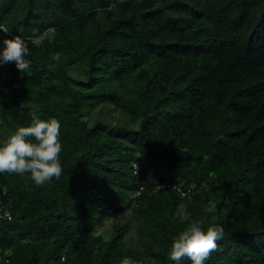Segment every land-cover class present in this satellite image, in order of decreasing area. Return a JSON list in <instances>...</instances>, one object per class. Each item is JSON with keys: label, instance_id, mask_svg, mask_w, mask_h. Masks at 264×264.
Listing matches in <instances>:
<instances>
[{"label": "trees", "instance_id": "trees-1", "mask_svg": "<svg viewBox=\"0 0 264 264\" xmlns=\"http://www.w3.org/2000/svg\"><path fill=\"white\" fill-rule=\"evenodd\" d=\"M0 27L32 61L0 65V141L36 114L63 145L59 178L0 174V264H173L185 210L224 227L205 264H264V0H0Z\"/></svg>", "mask_w": 264, "mask_h": 264}, {"label": "clouds", "instance_id": "clouds-1", "mask_svg": "<svg viewBox=\"0 0 264 264\" xmlns=\"http://www.w3.org/2000/svg\"><path fill=\"white\" fill-rule=\"evenodd\" d=\"M0 32L7 29L0 27ZM29 42L21 35L4 36L0 39V65L14 62L18 71L26 73L32 61ZM60 53L51 57L60 60ZM61 122L56 117L41 119L33 114L27 126H18L6 139L0 141V174L10 173L24 176L29 174L36 185H42L62 174L60 154L63 145L60 139ZM205 211L215 213L216 204L208 201ZM179 219L186 226L172 237L167 259L173 264H205L209 253L216 249L217 241L224 236V227L214 223L204 228L201 219H193L187 210ZM67 257L61 256L59 264H66ZM119 264H140L129 256L122 257Z\"/></svg>", "mask_w": 264, "mask_h": 264}, {"label": "built area", "instance_id": "built-area-1", "mask_svg": "<svg viewBox=\"0 0 264 264\" xmlns=\"http://www.w3.org/2000/svg\"><path fill=\"white\" fill-rule=\"evenodd\" d=\"M183 194H185L183 192ZM12 219V214L10 210L5 207L4 204L0 203V223L5 220H11Z\"/></svg>", "mask_w": 264, "mask_h": 264}, {"label": "rangeland", "instance_id": "rangeland-1", "mask_svg": "<svg viewBox=\"0 0 264 264\" xmlns=\"http://www.w3.org/2000/svg\"><path fill=\"white\" fill-rule=\"evenodd\" d=\"M110 225L109 224H107L105 227H109Z\"/></svg>", "mask_w": 264, "mask_h": 264}]
</instances>
